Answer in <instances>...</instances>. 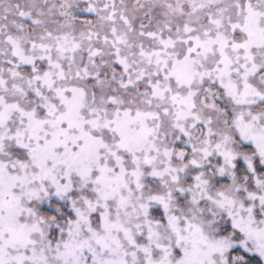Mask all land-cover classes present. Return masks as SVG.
<instances>
[{
    "label": "snow or ice",
    "instance_id": "snow-or-ice-1",
    "mask_svg": "<svg viewBox=\"0 0 264 264\" xmlns=\"http://www.w3.org/2000/svg\"><path fill=\"white\" fill-rule=\"evenodd\" d=\"M0 264H264V0H0Z\"/></svg>",
    "mask_w": 264,
    "mask_h": 264
}]
</instances>
